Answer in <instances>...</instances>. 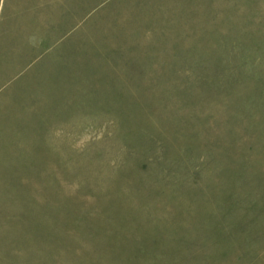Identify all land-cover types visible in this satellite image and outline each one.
Listing matches in <instances>:
<instances>
[{
  "label": "rangeland",
  "instance_id": "obj_1",
  "mask_svg": "<svg viewBox=\"0 0 264 264\" xmlns=\"http://www.w3.org/2000/svg\"><path fill=\"white\" fill-rule=\"evenodd\" d=\"M0 264H264V0H0Z\"/></svg>",
  "mask_w": 264,
  "mask_h": 264
}]
</instances>
